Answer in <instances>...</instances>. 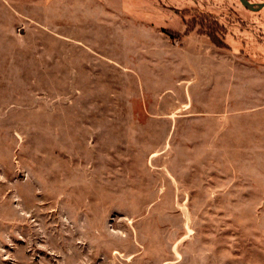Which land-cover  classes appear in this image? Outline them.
<instances>
[{
    "label": "rangeland",
    "instance_id": "1",
    "mask_svg": "<svg viewBox=\"0 0 264 264\" xmlns=\"http://www.w3.org/2000/svg\"><path fill=\"white\" fill-rule=\"evenodd\" d=\"M0 264H264V9L0 0Z\"/></svg>",
    "mask_w": 264,
    "mask_h": 264
},
{
    "label": "water",
    "instance_id": "2",
    "mask_svg": "<svg viewBox=\"0 0 264 264\" xmlns=\"http://www.w3.org/2000/svg\"><path fill=\"white\" fill-rule=\"evenodd\" d=\"M245 9L255 12L264 9V2L252 3L249 0H237Z\"/></svg>",
    "mask_w": 264,
    "mask_h": 264
},
{
    "label": "trees",
    "instance_id": "3",
    "mask_svg": "<svg viewBox=\"0 0 264 264\" xmlns=\"http://www.w3.org/2000/svg\"><path fill=\"white\" fill-rule=\"evenodd\" d=\"M260 2H264V0L263 1H260Z\"/></svg>",
    "mask_w": 264,
    "mask_h": 264
}]
</instances>
